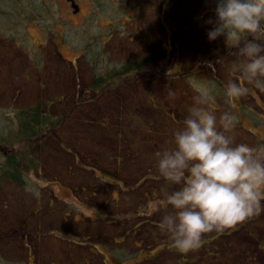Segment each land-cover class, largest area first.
Returning a JSON list of instances; mask_svg holds the SVG:
<instances>
[{"label":"rangeland","instance_id":"obj_1","mask_svg":"<svg viewBox=\"0 0 264 264\" xmlns=\"http://www.w3.org/2000/svg\"><path fill=\"white\" fill-rule=\"evenodd\" d=\"M213 7L0 0V264H264V210L205 233L188 252L158 229L165 181L156 160L201 89L214 97L211 110L237 114L236 141L264 154V90L240 80L234 41L207 38ZM159 53L156 67L88 90ZM228 79L248 93L230 100ZM43 102L59 120L51 117L54 131L19 141L17 113ZM30 141L35 154L19 155Z\"/></svg>","mask_w":264,"mask_h":264},{"label":"clouds","instance_id":"obj_2","mask_svg":"<svg viewBox=\"0 0 264 264\" xmlns=\"http://www.w3.org/2000/svg\"><path fill=\"white\" fill-rule=\"evenodd\" d=\"M214 17L207 38L231 39L243 58L235 67L240 80L264 90V0H212ZM223 90L230 100L248 93L244 83L228 79ZM169 91V96H175ZM214 99L201 89L189 113L172 129V146L159 152L156 167L165 183L158 229L179 252L197 248L205 233L243 221L264 210V154L237 142L238 116L217 113Z\"/></svg>","mask_w":264,"mask_h":264},{"label":"trees","instance_id":"obj_3","mask_svg":"<svg viewBox=\"0 0 264 264\" xmlns=\"http://www.w3.org/2000/svg\"><path fill=\"white\" fill-rule=\"evenodd\" d=\"M197 18L198 17L192 19L191 23ZM161 57H163V53H159L156 56L152 55V56L146 57V58L141 59V60L133 61L127 65L122 64V65H120V67L116 68L114 71L107 73L105 75V77H96L95 79H93L88 90H90V91L102 90L104 85L99 86V84L101 83V80L105 83V86L106 85L110 86L115 81V78L119 77V75L129 76L132 72L137 73V71H139L140 68L143 67L145 64L154 68L157 65L156 64L157 61ZM162 72H163L162 74L167 73L164 69L162 70ZM102 91H104V90H102ZM60 99L61 98L55 99V100L60 101ZM50 105L51 104L48 102L38 103V104H35L34 106L27 107L25 109H21L17 113V119L19 122V135L21 137L19 139V141H24L25 139L32 140V139H34V137L36 135L42 134L44 132L46 133L48 131H50V132L54 131L55 128L52 125L53 120L51 119V117L53 116L51 113L52 108ZM55 120L59 121L58 118H55ZM31 145H32L31 141L28 142V145H27L28 147L25 149L26 151L18 152V154L20 155V153H22V154H24V156L28 157L27 154H32L30 152L31 148H29ZM11 151L13 152V150H11ZM12 152H10L11 154L9 153L10 159L14 158V156L16 154V153H12ZM34 154L35 153H33L32 155H34ZM13 163H14V167L16 168V170H18V168H17L18 162H16L14 160Z\"/></svg>","mask_w":264,"mask_h":264},{"label":"water","instance_id":"obj_4","mask_svg":"<svg viewBox=\"0 0 264 264\" xmlns=\"http://www.w3.org/2000/svg\"><path fill=\"white\" fill-rule=\"evenodd\" d=\"M71 5H72V7H73V9H74L75 11L78 9L77 5H75L73 1H72V4H71Z\"/></svg>","mask_w":264,"mask_h":264},{"label":"flooded vegetation","instance_id":"obj_5","mask_svg":"<svg viewBox=\"0 0 264 264\" xmlns=\"http://www.w3.org/2000/svg\"><path fill=\"white\" fill-rule=\"evenodd\" d=\"M69 1H71V0H69ZM3 153H4V154H6L7 152H6V151H4Z\"/></svg>","mask_w":264,"mask_h":264}]
</instances>
